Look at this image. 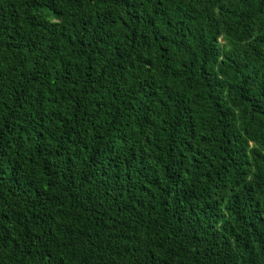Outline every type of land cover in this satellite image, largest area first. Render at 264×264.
Wrapping results in <instances>:
<instances>
[{
    "label": "trees",
    "instance_id": "trees-1",
    "mask_svg": "<svg viewBox=\"0 0 264 264\" xmlns=\"http://www.w3.org/2000/svg\"><path fill=\"white\" fill-rule=\"evenodd\" d=\"M0 264H264V0H0Z\"/></svg>",
    "mask_w": 264,
    "mask_h": 264
}]
</instances>
